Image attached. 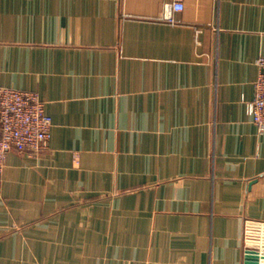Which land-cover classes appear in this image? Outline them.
Segmentation results:
<instances>
[{"label":"crops","instance_id":"crops-1","mask_svg":"<svg viewBox=\"0 0 264 264\" xmlns=\"http://www.w3.org/2000/svg\"><path fill=\"white\" fill-rule=\"evenodd\" d=\"M0 0V86L51 117L0 174V264H244L264 0Z\"/></svg>","mask_w":264,"mask_h":264},{"label":"built area","instance_id":"built-area-1","mask_svg":"<svg viewBox=\"0 0 264 264\" xmlns=\"http://www.w3.org/2000/svg\"><path fill=\"white\" fill-rule=\"evenodd\" d=\"M182 9V0L166 2L162 18L174 23L173 12ZM255 65L257 74L248 110L257 131L261 133L264 132V55L255 59ZM51 123V117L45 112L44 104L36 92L0 86V174L10 151L35 157L45 149L51 135ZM260 223L262 242L264 223Z\"/></svg>","mask_w":264,"mask_h":264},{"label":"water","instance_id":"water-1","mask_svg":"<svg viewBox=\"0 0 264 264\" xmlns=\"http://www.w3.org/2000/svg\"><path fill=\"white\" fill-rule=\"evenodd\" d=\"M261 223L246 221L244 231V264H264V241L261 242Z\"/></svg>","mask_w":264,"mask_h":264}]
</instances>
